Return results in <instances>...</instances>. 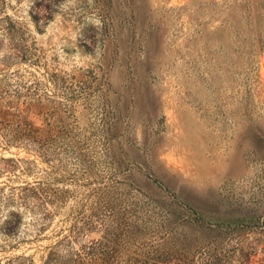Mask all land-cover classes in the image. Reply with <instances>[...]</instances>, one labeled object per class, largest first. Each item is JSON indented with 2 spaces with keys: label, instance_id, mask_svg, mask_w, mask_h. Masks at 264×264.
<instances>
[{
  "label": "rangeland",
  "instance_id": "rangeland-1",
  "mask_svg": "<svg viewBox=\"0 0 264 264\" xmlns=\"http://www.w3.org/2000/svg\"><path fill=\"white\" fill-rule=\"evenodd\" d=\"M0 264H264V0H0Z\"/></svg>",
  "mask_w": 264,
  "mask_h": 264
}]
</instances>
